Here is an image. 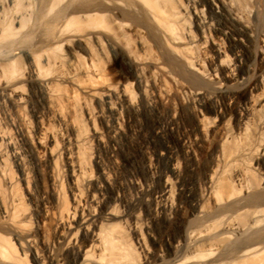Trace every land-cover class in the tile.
<instances>
[{
	"label": "bare ground",
	"instance_id": "6f19581e",
	"mask_svg": "<svg viewBox=\"0 0 264 264\" xmlns=\"http://www.w3.org/2000/svg\"><path fill=\"white\" fill-rule=\"evenodd\" d=\"M74 1L34 0V10L30 0L26 4L7 0L5 6L0 5V264H136L131 261L128 245L118 230L117 223L121 222H129L143 254V264H264V232L242 241L233 252L203 261L213 252L212 243L216 240L233 236L239 240L247 237L249 231V236L264 231V171L259 190L248 185L244 194L239 190L220 194L217 190L224 164L254 150L255 159L264 170V121L260 122L254 146L243 148L224 162L217 158L197 191L180 177L179 157L165 149L157 151L158 155L167 156L168 162L159 175L161 187L153 195L155 208L165 215L184 208L187 225L183 237L170 241L168 248L155 247L151 226L146 224V237L139 226V213L152 195L140 185L119 152L120 139L127 127L120 109L125 102L133 104L132 88L128 83L119 88L105 83L103 70L93 59L83 63L76 49L66 70L59 48L64 44L83 47L89 38L117 45L119 37L111 27L91 22L103 21L105 12L115 13L116 20L123 15L120 5L125 11H133L134 4L142 2L150 23L173 59L187 68H197L184 50L174 45V18L171 20L159 8L157 0H97L99 6L85 9L72 7ZM32 14L34 20L30 22ZM196 16L202 26L208 25L200 14ZM80 22L89 23V28L72 30L71 26ZM241 25L247 32L248 25ZM261 35L264 49V27ZM28 37L35 38V42L26 45L24 40ZM20 57L27 62L25 71L17 68ZM133 59L138 68L146 63L135 55ZM166 68L155 62L150 73L159 82V95L165 96L166 78L170 77ZM142 76L140 72L138 80ZM262 83L263 75L257 72L246 83V90L252 95L261 90ZM215 87L205 94L213 111L220 112L218 97L224 86L217 82ZM78 90L83 94L81 98ZM202 97H205L202 90H195L189 101L204 126L206 116L197 107ZM90 102H95L96 108ZM258 105L264 112L263 94ZM82 108L88 129L79 116ZM223 139L221 136L220 142ZM194 140L185 146L189 156L196 152ZM90 154L96 174L87 166L86 157H91ZM148 164L149 168H156L153 158ZM238 174L242 177L245 173ZM40 175L44 176L43 181ZM126 185L131 192H125ZM118 204L123 207L119 213ZM32 220L36 223L33 228ZM44 226L54 230L55 238L42 249ZM201 246L209 247L202 250ZM69 254L73 255L72 260Z\"/></svg>",
	"mask_w": 264,
	"mask_h": 264
},
{
	"label": "rangeland",
	"instance_id": "374dc122",
	"mask_svg": "<svg viewBox=\"0 0 264 264\" xmlns=\"http://www.w3.org/2000/svg\"><path fill=\"white\" fill-rule=\"evenodd\" d=\"M20 1L24 4L29 2V0ZM30 2H32L31 9L34 10L36 8L33 5L34 0ZM74 2L72 7L78 5L76 7L85 9L99 6L97 0H76ZM156 2L161 10L168 16L170 15L171 20L175 19L172 21L176 37L174 45L184 50L183 52L189 56L198 70L187 68L173 59L150 23L142 2L134 4L133 11H125L123 5H120L123 15H119L116 20L123 22L122 26L115 20L117 15L111 12H105L102 19L104 22L101 20L91 22L92 24L94 22L93 25L98 26L104 23L111 27L119 37L117 45L106 40L97 43L93 38H89L90 40H87L88 43L83 44V47L64 44L59 48V52L63 54L66 61L64 64L66 70L73 62V55L79 51L77 54L83 63H90L93 59L103 70L105 83L117 88L125 83L131 86L133 104L130 103V105L127 102V106L125 102V106L123 105L120 109L122 110L120 111L122 122L125 127L127 126V131L125 128L120 139L122 141L119 145V152L121 158L134 171L140 185L148 188L147 194L152 195V198L161 187L159 175L160 172L166 170L168 162L167 156L157 154L158 150L165 149L179 157L180 177L184 183L191 186L193 191H197L217 158L224 162L226 158L238 155L243 148L252 147L253 143L255 144L254 140L258 139L256 136L258 137L259 134L260 122L264 121V112L258 105L261 95H264V49L261 47L264 0H157ZM1 4L5 6L7 0H0ZM196 13L206 20L207 26L199 23ZM32 20H34L33 14L30 15L29 21L32 22ZM242 23L248 25L247 32L242 27ZM85 24L86 22L74 23L71 28L72 30L88 29L89 23ZM49 28L51 29V26ZM28 39L24 40L26 45L36 40L35 38ZM90 52L92 55H89ZM133 55L145 59L146 63L142 65L143 68L142 66L138 68L139 65L134 61ZM155 62L163 63L170 71V77L166 78L167 96L159 95V82L150 74ZM17 64L19 65L17 68H23L22 71L28 69L24 58H18ZM171 64L172 68L169 67ZM140 72L143 75L141 81L137 78ZM257 72L263 75V87L251 95L245 85L254 79ZM217 82L222 87L224 86V91L218 97L221 104L220 112L213 111L206 97L209 92L215 90ZM195 90H202L205 95L200 98L197 106L206 116L204 126L200 124L193 103L189 101ZM80 95L78 94L81 98L83 94L80 93ZM90 105L95 108L97 106L95 102H90ZM80 113V119L83 123L85 122L84 126L88 129L84 108ZM221 136L224 138L222 142H220ZM194 138L197 140L195 141ZM190 140H194V152L196 151L192 156L185 152V146ZM256 152L254 150L255 154L252 151V154L243 155L242 159L239 157L236 161L224 164L217 184L220 194L234 190H239L244 194L246 185L253 190H259L264 170L255 159ZM150 158L154 159L156 168H149ZM86 159H88L86 161L90 172L96 174L92 155L91 157L87 155ZM249 164H251L250 167ZM247 165L248 167L245 168ZM239 172L245 174L241 177ZM43 180L44 178L40 179V181ZM63 188L66 192V186ZM124 189L126 193L131 192L127 185ZM152 198L143 204L144 208L139 213V226L145 237L148 228L146 224L151 226L154 232L155 247L166 249L170 241L183 237L187 225V212L184 208H180L171 210L172 212L169 211L165 215L157 211L154 198ZM116 208L118 213L123 209L120 204ZM31 223L32 228L36 226L35 220ZM117 224L124 244L128 245L127 250L132 257L131 261L143 264L144 257L137 245L134 232L129 229V222ZM46 225L50 227L49 223ZM47 226H44L46 231L44 243H46H43L42 249L46 248L55 238L54 230ZM263 232L259 231L249 236V231L247 237L243 236L239 240H236V236L216 240L212 243L213 252L206 255L203 261L216 260L224 252H233L242 241L259 237ZM208 247L201 246V249L205 250ZM68 257L72 260L73 255L69 254Z\"/></svg>",
	"mask_w": 264,
	"mask_h": 264
}]
</instances>
